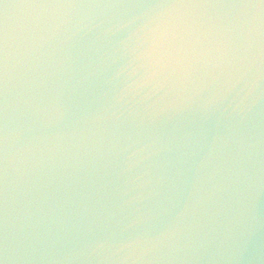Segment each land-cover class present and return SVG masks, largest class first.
<instances>
[{
  "label": "water",
  "instance_id": "95a60500",
  "mask_svg": "<svg viewBox=\"0 0 264 264\" xmlns=\"http://www.w3.org/2000/svg\"><path fill=\"white\" fill-rule=\"evenodd\" d=\"M170 11L0 0L5 264H264V11L195 10L162 54Z\"/></svg>",
  "mask_w": 264,
  "mask_h": 264
},
{
  "label": "snow or ice",
  "instance_id": "6c2138e0",
  "mask_svg": "<svg viewBox=\"0 0 264 264\" xmlns=\"http://www.w3.org/2000/svg\"><path fill=\"white\" fill-rule=\"evenodd\" d=\"M170 2L187 11H170L160 19V30L157 37L159 49L162 54L174 50L187 37L191 36L202 24L195 10L213 9L223 7L255 8L264 11V0H170ZM264 22V17H262ZM163 63V62H161ZM183 63V61H181ZM179 69L166 65L158 67L153 74L154 79L170 82L177 76ZM192 73H188L184 80L189 78ZM7 81V30L0 24V193L3 189L5 173V150L6 134L4 128L5 97ZM3 208L0 202V216ZM0 255H3V246L0 244ZM0 264H5L0 259Z\"/></svg>",
  "mask_w": 264,
  "mask_h": 264
}]
</instances>
